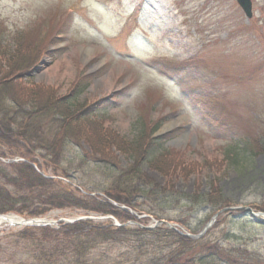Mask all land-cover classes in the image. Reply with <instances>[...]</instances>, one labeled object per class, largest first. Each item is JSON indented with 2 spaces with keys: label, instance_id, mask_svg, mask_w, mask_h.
Instances as JSON below:
<instances>
[{
  "label": "rangeland",
  "instance_id": "374dc122",
  "mask_svg": "<svg viewBox=\"0 0 264 264\" xmlns=\"http://www.w3.org/2000/svg\"><path fill=\"white\" fill-rule=\"evenodd\" d=\"M252 1L248 18L236 0H0L9 45L21 32L28 42L51 49L24 84L42 87L45 95L74 97L81 105L105 106L100 111L105 125L128 143L144 126L149 133L148 125H159L155 136L166 137L160 142L168 147L166 157L152 165L145 158L139 168L173 191L140 196L137 210L123 206L140 220L128 226L146 228L163 219L182 232H201L222 207L188 196L205 194L211 184L231 207L264 213V0ZM113 151L118 158L113 168L128 167L131 160ZM0 152L9 149L0 145ZM66 154L76 184L107 183L112 168L101 162L99 167L86 143L68 144ZM13 160L18 159L0 157L5 164ZM240 210L219 214L209 228L219 223L211 238L246 248L256 253V264H264V216ZM82 215L106 216L78 209H54L45 216ZM108 220L114 224L93 221ZM17 231L1 227L0 237ZM142 238L137 244L103 243L89 263H132L141 242L148 253L166 244L152 235ZM1 244L2 264L26 254L9 239Z\"/></svg>",
  "mask_w": 264,
  "mask_h": 264
},
{
  "label": "trees",
  "instance_id": "16d2710c",
  "mask_svg": "<svg viewBox=\"0 0 264 264\" xmlns=\"http://www.w3.org/2000/svg\"><path fill=\"white\" fill-rule=\"evenodd\" d=\"M3 30L0 22V145L9 153L0 152V157L20 160L7 164L0 161V214L27 212L28 217H39L54 209H78L113 215L121 223L140 222L122 207L137 210L140 196L173 191L172 185H158L139 168L141 160L150 159L152 165L167 152L168 147L160 143L166 137L155 136L159 125H148L149 133L144 126L128 143L105 125L100 112L105 106L81 105L74 97L56 96L53 92L45 95L42 87L24 84L31 76L23 75L31 72L51 49L28 42L21 32L9 45ZM72 143H86L91 159L99 167L101 162L108 170L112 168L107 173V183H75L66 154ZM113 148L131 160L128 167L113 168L118 165ZM81 164H86L85 157ZM49 169L51 174L47 173ZM188 197L212 208L230 206L215 184L205 194ZM213 229L193 239L164 225L147 229L117 226L109 220H81L59 228L32 226L1 236L0 256L6 251L1 241L9 239L13 247L22 246L26 252L12 264H90L92 252L103 243L133 239L137 244L143 241L142 236L152 235L166 242L160 252L148 253L146 243L141 242L132 263L115 260L113 264H256V253L211 238Z\"/></svg>",
  "mask_w": 264,
  "mask_h": 264
},
{
  "label": "water",
  "instance_id": "95a60500",
  "mask_svg": "<svg viewBox=\"0 0 264 264\" xmlns=\"http://www.w3.org/2000/svg\"><path fill=\"white\" fill-rule=\"evenodd\" d=\"M237 2L239 4V6L242 8V10L244 11L245 15L248 18H252V16H253V2H252V0H237ZM41 63H43V61ZM41 68H42V65H39V66L35 67L31 72L23 75V77H28V76H31L32 74L36 73V72H39V70ZM239 208H243L244 210L250 211L255 216H257V215L264 216V213H260V212L254 213L253 210L249 207H227V208H223V209L219 210L213 216V218L209 221V223L205 226V228L201 232H199L198 234L184 233V232L180 231L174 224H172L169 221L163 220V219L157 220L155 222V224L147 226L146 228H155V227H158L161 225H166L167 227L174 229L177 232H179L180 234H183L187 237L200 238L213 225V223L216 221L219 214H221L224 211H230V210H235V209H239ZM0 216L5 217V219H7V220L10 218V216H14L16 219L15 220L11 219L10 222L7 225H5V227H8V228L11 227V228H15L18 230L22 229L24 227H29V226L30 227L31 226H52V227L59 228L62 224H71V223H74V222L80 221V220L113 219L114 224L117 226H128L132 223H136L134 221L121 223L114 216H111V215L98 216V217L82 215V216H78V217H74V218H63V219H59V220H54V219L48 218V216H44V217H21V216L14 215V214H2Z\"/></svg>",
  "mask_w": 264,
  "mask_h": 264
},
{
  "label": "bare ground",
  "instance_id": "6f19581e",
  "mask_svg": "<svg viewBox=\"0 0 264 264\" xmlns=\"http://www.w3.org/2000/svg\"><path fill=\"white\" fill-rule=\"evenodd\" d=\"M11 219L15 220L16 218L14 216H10V218L7 220L5 219V217L0 216V227H4L5 225H7Z\"/></svg>",
  "mask_w": 264,
  "mask_h": 264
}]
</instances>
